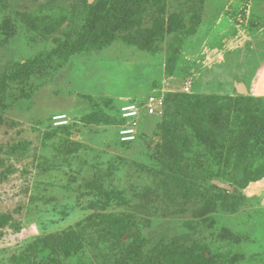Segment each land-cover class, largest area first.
<instances>
[{
  "label": "rangeland",
  "instance_id": "rangeland-1",
  "mask_svg": "<svg viewBox=\"0 0 264 264\" xmlns=\"http://www.w3.org/2000/svg\"><path fill=\"white\" fill-rule=\"evenodd\" d=\"M121 1L134 27L113 32L100 14L112 0H0V264H117L139 237L140 264H264V179L224 213L190 172L195 154L161 147L165 118L189 131L207 96L253 98L240 127L264 138V0ZM157 17V50L130 41ZM72 230L69 251L27 250Z\"/></svg>",
  "mask_w": 264,
  "mask_h": 264
},
{
  "label": "trees",
  "instance_id": "trees-1",
  "mask_svg": "<svg viewBox=\"0 0 264 264\" xmlns=\"http://www.w3.org/2000/svg\"><path fill=\"white\" fill-rule=\"evenodd\" d=\"M127 6V3H122L121 0H112V2L103 4L100 8V14H104L102 17L103 24L105 25L108 19L111 21L113 18V32L133 28L134 21L131 19L132 16L129 15L130 7ZM119 14H125L129 16V19L124 23H120ZM175 27H177L176 24L173 27L170 26V31L174 30ZM165 28L166 22L161 17H157L152 28L140 29L136 36L130 38V41L141 49L147 51L157 50L160 46V40L166 33ZM89 31L91 34L96 33L94 28H89ZM92 39L94 41L95 37ZM97 40L100 42L103 38L100 37ZM36 67L31 64L25 66L27 73H30ZM172 97L170 96V98ZM180 99L175 96L174 101L173 99L169 101L174 104L175 110L179 107ZM229 99L228 101L226 99L223 101L220 96H207V98L200 99L198 107L192 110L191 114L194 117L189 121V124L192 125L189 131L183 130L182 127L179 128V122L173 128H168L170 124L165 118L163 123H165L167 128L164 126L166 129L163 130V144L161 147L169 153L183 147L184 153L195 154L193 164L189 166L191 167L190 172L194 180L198 183V188L203 189V195L208 197L213 193L222 194L224 198L219 204L220 211L237 213L244 201L240 190H244L252 182L264 179V138L257 140V137H255L253 141H249L250 136L247 133V129L240 127L239 119L242 112H244L243 108H246L244 103L246 102L249 105L248 101H252L250 99L253 98L237 97ZM229 169L230 171L227 174L226 171ZM217 179L231 182L239 192L225 194L224 190L212 183V181ZM76 234V231L72 230L61 235H48L30 244L27 250L31 254L43 247V249L48 248L51 253H55L58 251L56 250V243V245L62 246L66 251H69L65 244L66 237L75 236ZM40 244L42 245L41 248ZM144 245L143 239L139 237L133 245L131 244L124 248L117 255V257H120L115 261L117 264H130V261H136L139 258L140 264L141 260H143L140 251ZM209 253L212 257L213 252L209 251ZM186 257L189 259L188 255ZM25 259L27 263H31L30 255ZM176 259L175 261L181 264ZM202 259L205 262H210L205 256Z\"/></svg>",
  "mask_w": 264,
  "mask_h": 264
},
{
  "label": "built area",
  "instance_id": "built-area-1",
  "mask_svg": "<svg viewBox=\"0 0 264 264\" xmlns=\"http://www.w3.org/2000/svg\"><path fill=\"white\" fill-rule=\"evenodd\" d=\"M153 100V99H152ZM150 112L153 113L154 112V108L152 105H150ZM137 107L136 106H127L125 108L122 109V117H124L125 119H130L133 117L137 116ZM56 119H60V118H56ZM122 134V141L124 142H130L133 140H135V136H134V131L127 129L121 132Z\"/></svg>",
  "mask_w": 264,
  "mask_h": 264
},
{
  "label": "water",
  "instance_id": "water-1",
  "mask_svg": "<svg viewBox=\"0 0 264 264\" xmlns=\"http://www.w3.org/2000/svg\"><path fill=\"white\" fill-rule=\"evenodd\" d=\"M237 90L241 94H247L248 93L247 88L243 84L238 85ZM212 183L219 188H222L225 190H231L230 186L222 183L221 181L214 180Z\"/></svg>",
  "mask_w": 264,
  "mask_h": 264
}]
</instances>
